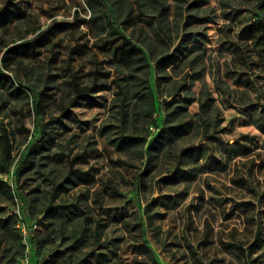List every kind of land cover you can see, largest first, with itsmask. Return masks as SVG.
Segmentation results:
<instances>
[{
    "label": "rangeland",
    "instance_id": "rangeland-1",
    "mask_svg": "<svg viewBox=\"0 0 264 264\" xmlns=\"http://www.w3.org/2000/svg\"><path fill=\"white\" fill-rule=\"evenodd\" d=\"M256 2L0 0V264H264Z\"/></svg>",
    "mask_w": 264,
    "mask_h": 264
},
{
    "label": "trees",
    "instance_id": "trees-1",
    "mask_svg": "<svg viewBox=\"0 0 264 264\" xmlns=\"http://www.w3.org/2000/svg\"><path fill=\"white\" fill-rule=\"evenodd\" d=\"M256 1L257 2L255 5V8H258L261 5L262 0H256ZM102 7L104 8V11L107 13V10H106L107 6L102 3ZM243 31H245L246 33L242 37V39L252 40L254 43H256L257 42V35H260V36H258V38H260V40H262V43H264V20H258V21H254L250 24H247L243 28ZM126 41L130 43L131 48H136V45L134 43H132L130 40L126 39ZM179 50H180L179 47H175L170 53L164 55L157 62L156 67L160 69V67L166 68L170 65H173L175 63L176 59L178 58ZM179 126L180 125H174L172 127V129L170 130V131H173V133L175 132L173 137L178 136L180 134H183L184 132L186 133L188 131V129H186V131H183V127H179Z\"/></svg>",
    "mask_w": 264,
    "mask_h": 264
},
{
    "label": "built area",
    "instance_id": "built-area-1",
    "mask_svg": "<svg viewBox=\"0 0 264 264\" xmlns=\"http://www.w3.org/2000/svg\"><path fill=\"white\" fill-rule=\"evenodd\" d=\"M15 213L17 214L15 228L20 235L21 243L24 245L23 253L19 258V264H32V255L31 250H29L28 242L29 239L38 232L41 226L37 220L31 221L24 219L18 208L15 209Z\"/></svg>",
    "mask_w": 264,
    "mask_h": 264
},
{
    "label": "crops",
    "instance_id": "crops-1",
    "mask_svg": "<svg viewBox=\"0 0 264 264\" xmlns=\"http://www.w3.org/2000/svg\"><path fill=\"white\" fill-rule=\"evenodd\" d=\"M54 204V203H53ZM52 203H51V205H49V204H47V207H46V209L45 210H43L42 211V213L41 214H44V215H46L45 217H44V221L46 222L47 220H49L50 222H52V219H62L61 218V216L59 215V214H64V212H65V210H67V208L65 209L64 207H62V206H56V207H54V205H53ZM63 208H64V211H63ZM58 211L59 210V213H58V215H57V213L55 212V211ZM39 216V215H38ZM41 219H42V217H41ZM42 229H39L38 230V232H40ZM37 232V233H38ZM61 247V246H60Z\"/></svg>",
    "mask_w": 264,
    "mask_h": 264
}]
</instances>
